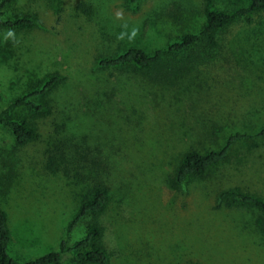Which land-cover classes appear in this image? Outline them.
Segmentation results:
<instances>
[{
	"label": "rangeland",
	"instance_id": "374dc122",
	"mask_svg": "<svg viewBox=\"0 0 264 264\" xmlns=\"http://www.w3.org/2000/svg\"><path fill=\"white\" fill-rule=\"evenodd\" d=\"M222 11L246 0H209ZM206 0H12L5 18L35 14L30 30L0 28V111L50 75L59 81L17 111L34 129L17 145L0 126V208L20 264L56 251L80 202L97 186L95 223L108 264H264V215L226 208L220 192L264 200V138L238 143L202 177L172 178L189 153L218 150L264 126V11L170 54L149 71L101 69L130 48L152 53L199 33ZM12 31L13 36L7 33ZM135 32V35H133ZM121 34L123 38L121 39ZM92 219L79 224L83 238ZM62 264H76L67 257Z\"/></svg>",
	"mask_w": 264,
	"mask_h": 264
},
{
	"label": "trees",
	"instance_id": "16d2710c",
	"mask_svg": "<svg viewBox=\"0 0 264 264\" xmlns=\"http://www.w3.org/2000/svg\"><path fill=\"white\" fill-rule=\"evenodd\" d=\"M11 1L0 0V28L17 31L34 28L35 14H24L10 19L4 17L5 10ZM141 1L143 0H125V3L128 7H132ZM246 3L247 5L244 8L234 11H222L213 7L210 1L206 0L204 23L199 33L185 34L170 42L164 49L154 50L150 54L138 48H130L113 57H102L97 60V66L107 70L132 67L137 72H145L161 60L164 52L175 55L188 50L201 41H205L208 47L215 48L217 46V33L231 26L237 20L246 18L255 12L264 11V0H246ZM58 81L59 76H48L45 80L29 88L20 97L9 102L0 111V126L11 133L17 145L27 144L34 136L33 127L20 120L17 111L24 107H33L32 100L47 95ZM253 138H264V126L254 136L243 134L230 136L218 150L205 154L189 153L180 161L173 175L172 183L177 185L190 177H202L209 169L224 162L235 145ZM218 201L226 208H233L241 204L255 208L264 215L263 199L249 193L240 192L236 188L220 192ZM107 204L106 189L103 186L95 187L91 194L80 202L73 218L67 223L57 250L23 264H62L67 257L73 258L76 264H108V254L99 245L102 230L95 223V220L104 213ZM87 218L92 219V222L87 224L83 238L72 242L74 230ZM10 244L11 233L8 218L5 211L0 208V264H20L9 254Z\"/></svg>",
	"mask_w": 264,
	"mask_h": 264
},
{
	"label": "clouds",
	"instance_id": "9594fccd",
	"mask_svg": "<svg viewBox=\"0 0 264 264\" xmlns=\"http://www.w3.org/2000/svg\"><path fill=\"white\" fill-rule=\"evenodd\" d=\"M13 32L12 31H9L8 33H7V35L8 36H13ZM133 35H135V32H133ZM121 39L123 38V34H121V37H120Z\"/></svg>",
	"mask_w": 264,
	"mask_h": 264
}]
</instances>
